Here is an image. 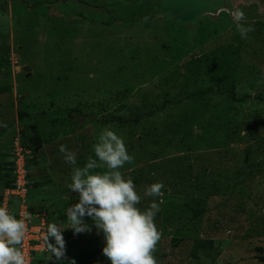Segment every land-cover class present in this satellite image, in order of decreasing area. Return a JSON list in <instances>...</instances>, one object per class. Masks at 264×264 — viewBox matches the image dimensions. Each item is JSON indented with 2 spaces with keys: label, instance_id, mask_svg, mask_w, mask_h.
Listing matches in <instances>:
<instances>
[{
  "label": "rangeland",
  "instance_id": "rangeland-1",
  "mask_svg": "<svg viewBox=\"0 0 264 264\" xmlns=\"http://www.w3.org/2000/svg\"><path fill=\"white\" fill-rule=\"evenodd\" d=\"M104 129L132 157L119 170L138 207L159 204L158 264H264V0H0V195L18 142L30 209L64 229L65 255L47 248L36 264H111L92 218L75 233L66 214L73 168ZM158 181L162 195L146 196ZM196 238L212 242L199 257Z\"/></svg>",
  "mask_w": 264,
  "mask_h": 264
},
{
  "label": "clouds",
  "instance_id": "clouds-1",
  "mask_svg": "<svg viewBox=\"0 0 264 264\" xmlns=\"http://www.w3.org/2000/svg\"><path fill=\"white\" fill-rule=\"evenodd\" d=\"M233 16L238 33L246 38L252 29L240 23L246 19L245 13L236 11ZM60 151L67 162L76 164L74 152L65 145L60 146ZM94 153L95 159L90 156L83 167L73 168L68 187L79 194V202L66 209L69 228L75 233L91 231L84 222L88 216L104 235L103 254L111 264H158L154 253L161 239L155 223L159 204L153 201L147 209L138 207L141 196L134 181L119 170L132 159L123 138L104 129L94 145ZM163 188V182H155L146 188L145 195L161 196ZM26 231L23 217L17 218L8 208L0 206V264H28L22 248ZM63 231L61 225L51 223L45 235L48 251L57 259L66 251Z\"/></svg>",
  "mask_w": 264,
  "mask_h": 264
},
{
  "label": "built area",
  "instance_id": "built-area-1",
  "mask_svg": "<svg viewBox=\"0 0 264 264\" xmlns=\"http://www.w3.org/2000/svg\"><path fill=\"white\" fill-rule=\"evenodd\" d=\"M18 148L10 159L12 185L5 187L2 193L1 206L8 208L17 218L23 217L27 225L22 248L28 264H36L39 254L47 251L45 235L48 227V215L45 211H33L29 207L28 189V148L15 142ZM38 255V257H37Z\"/></svg>",
  "mask_w": 264,
  "mask_h": 264
},
{
  "label": "trees",
  "instance_id": "trees-1",
  "mask_svg": "<svg viewBox=\"0 0 264 264\" xmlns=\"http://www.w3.org/2000/svg\"><path fill=\"white\" fill-rule=\"evenodd\" d=\"M21 115H23V114H21ZM23 144L31 147L30 143H23ZM32 150H33V148H32ZM32 152H33L34 155L36 154V152L34 150ZM29 161H31L30 158L27 159V166L29 165ZM6 178L7 179L4 181V183H3L4 186L2 187V189H4L5 187H10L12 185L11 174L6 175ZM28 178L30 180L29 173H28ZM29 190H30V183H29V189H28L27 196H29V193H30ZM1 201H2V194L0 195V206H1ZM191 210H192L191 219H193V218H196L199 215H202V213L205 211V208H196V207L194 208V207H191ZM38 211H45L47 213V215H48V223L50 224L49 212H47L45 209H40ZM187 225L188 224L186 223L183 227H181L180 229L176 230L175 235L171 239L173 246H177L179 244V242L181 241V238H182V236L184 234V231H185ZM211 244H212L211 240L203 239V238H196L194 240V242H193V246H192V249H191V255L194 256V257H199V253H200L199 251H201L205 247H211ZM261 258H262V260H264V256L261 257ZM89 264H101V262L97 261V260H93V261L89 262Z\"/></svg>",
  "mask_w": 264,
  "mask_h": 264
},
{
  "label": "water",
  "instance_id": "water-1",
  "mask_svg": "<svg viewBox=\"0 0 264 264\" xmlns=\"http://www.w3.org/2000/svg\"><path fill=\"white\" fill-rule=\"evenodd\" d=\"M24 69H25V70H30V67L25 66ZM32 127H33L32 129L35 128L34 125H32ZM39 139H40L39 136H34V137L31 139V141H30V143L33 145L35 151L37 150V144H38V142H39Z\"/></svg>",
  "mask_w": 264,
  "mask_h": 264
}]
</instances>
